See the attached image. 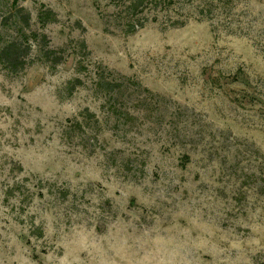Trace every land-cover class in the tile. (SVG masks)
Returning a JSON list of instances; mask_svg holds the SVG:
<instances>
[{"label": "rangeland", "instance_id": "374dc122", "mask_svg": "<svg viewBox=\"0 0 264 264\" xmlns=\"http://www.w3.org/2000/svg\"><path fill=\"white\" fill-rule=\"evenodd\" d=\"M138 1L0 0V264H264V0Z\"/></svg>", "mask_w": 264, "mask_h": 264}, {"label": "trees", "instance_id": "16d2710c", "mask_svg": "<svg viewBox=\"0 0 264 264\" xmlns=\"http://www.w3.org/2000/svg\"><path fill=\"white\" fill-rule=\"evenodd\" d=\"M138 2H142V0H139ZM11 46H14V45L13 44L9 45V47H11ZM47 55H49V53H47Z\"/></svg>", "mask_w": 264, "mask_h": 264}]
</instances>
